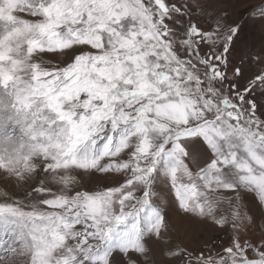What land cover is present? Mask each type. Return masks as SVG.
I'll return each instance as SVG.
<instances>
[{
	"label": "snow or ice",
	"instance_id": "obj_1",
	"mask_svg": "<svg viewBox=\"0 0 264 264\" xmlns=\"http://www.w3.org/2000/svg\"><path fill=\"white\" fill-rule=\"evenodd\" d=\"M244 38L208 0H0V171L35 179L0 202V264H264V49L236 64ZM176 218L230 238L190 250Z\"/></svg>",
	"mask_w": 264,
	"mask_h": 264
},
{
	"label": "rangeland",
	"instance_id": "obj_2",
	"mask_svg": "<svg viewBox=\"0 0 264 264\" xmlns=\"http://www.w3.org/2000/svg\"><path fill=\"white\" fill-rule=\"evenodd\" d=\"M209 9L213 11H220L226 13V19L229 22L239 21L244 24L245 38L244 42L240 45L237 52L231 58L236 64H240L242 53L251 51L252 54L264 49V0H208ZM251 56L244 57L245 64L249 62ZM253 71H260V69L253 64L250 68H245V74L248 75ZM78 179H80L78 177ZM99 179V183L94 180ZM115 178L104 179L101 177H84L80 179L82 185L81 190L92 191L102 188L105 184L112 185ZM35 179L29 183H23L14 178L5 175L0 171V202H3L5 194L12 198L25 199L26 193L31 190ZM55 187V185H54ZM157 189H163L164 194H167L168 184L158 177L156 181ZM249 207L259 217L260 212L256 208L255 202L249 200ZM174 230L180 238H186L185 244L190 250L199 252L202 247H210L211 243L216 245H224L228 242L230 234L216 231L209 225L205 230L204 225L196 222L195 220L176 218L174 220ZM259 224H264V220L257 221ZM253 236L258 237L259 232L256 229L252 230ZM211 235L214 240L206 244L208 235ZM154 249L159 252V249L153 245ZM207 254V252L205 253ZM215 253H213L214 255ZM121 264H124L123 259Z\"/></svg>",
	"mask_w": 264,
	"mask_h": 264
}]
</instances>
